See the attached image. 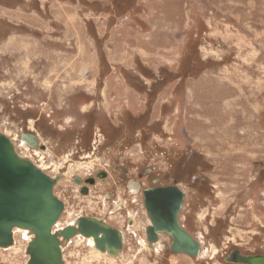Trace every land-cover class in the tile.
I'll return each instance as SVG.
<instances>
[{"label":"rangeland","instance_id":"374dc122","mask_svg":"<svg viewBox=\"0 0 264 264\" xmlns=\"http://www.w3.org/2000/svg\"><path fill=\"white\" fill-rule=\"evenodd\" d=\"M0 132L60 176V226L97 212L128 231L126 210L110 212L117 196L93 209L74 177L111 171L97 197L126 181L120 166L129 177L150 168L197 179L180 222L200 255L159 251L161 241L142 250L130 234L124 256L103 255L76 233L63 264H239L224 260L234 248L264 255V0H0ZM26 240L15 232L0 264H25Z\"/></svg>","mask_w":264,"mask_h":264},{"label":"water","instance_id":"95a60500","mask_svg":"<svg viewBox=\"0 0 264 264\" xmlns=\"http://www.w3.org/2000/svg\"><path fill=\"white\" fill-rule=\"evenodd\" d=\"M20 139L30 147L44 149L37 137L31 133H21ZM57 177L52 178L31 160L19 155L11 139L0 132V247L12 244V228H27L34 233L28 251L31 255L29 264H61L60 251L57 246L58 236L68 239L76 233L89 236L91 218L77 219V228L68 226L60 233H52L51 227L57 221L63 202L54 194L53 186ZM179 192V191H178ZM152 195L168 194L167 189L151 190ZM183 193H171L168 210L159 209L166 217L158 216L152 205L145 201L147 213L155 230L164 231L171 236L170 249L176 253L196 256L199 243L179 225L178 211L181 207ZM100 224V223H99ZM95 224L96 227L102 225ZM104 234V233H103ZM97 241V234L93 235ZM106 239V237L104 238ZM101 243L115 245L110 241ZM226 262L239 264H264V255H243L232 249L224 258Z\"/></svg>","mask_w":264,"mask_h":264},{"label":"flooded vegetation","instance_id":"af4514ba","mask_svg":"<svg viewBox=\"0 0 264 264\" xmlns=\"http://www.w3.org/2000/svg\"><path fill=\"white\" fill-rule=\"evenodd\" d=\"M118 169H119L120 175H121L120 179L123 182H124V179H126V181L123 184H117L116 185V183H115L114 187L116 188V193L113 194V196L108 191L102 192L98 197L95 196V194H97V192L100 193L99 190L104 188L107 183L113 181L114 175L111 173V171L102 170V169L96 170L91 174V176H88V177H83V178L74 177L73 182H75L79 185L78 190H79V193L81 194V196L88 197V194L91 193V207H93V209L100 210L101 208L102 209L106 208L107 204L113 199V197L117 196V198L114 199V202L111 205L113 210L110 212L113 214H115V213L119 214L120 212L126 210L127 214L125 217L126 218L125 219V226H126L125 230H128V231L125 232L122 228H121L122 229L121 230L118 226H116L115 224L110 222L108 219L102 217L101 216L102 213L91 212V215H86V214L80 213L74 219V221L76 223L77 219H79L81 217H90L91 218V229L89 230L90 235L84 236L80 233H77V234L81 235L83 237H89V238L92 237L95 249L97 248L101 252L103 251L102 252L103 255H105L106 253L109 255L115 254L114 252L116 251L117 253L119 252V254L123 253V256H124V250L126 248V243L127 244L130 243V242H127V238H126L128 234H130V236H131V239L129 238L128 240H132L133 242H131V243L139 244L141 246L142 250H144V248L142 247V245L144 243H145L144 245H146L147 249L153 250V247L156 246L157 243L161 241L162 242L161 243L162 248L159 251L162 250L163 252L164 251L167 252V250H168L169 252H167V253H170V254L176 253L170 249L171 236L164 231L155 230V224H153L150 216L147 213L145 201H147L149 204L152 205L151 207L156 211V214L158 216L166 217V213L160 212L159 209H163L164 211L168 210V204L167 203L170 202L172 199L171 193L176 194V193H179L181 191L183 193V196H182L181 207L178 211L177 216H178L179 225L183 228V230H185V228L182 226V224L180 222V212H181V209L184 205V201H185V197H186L185 188L187 187V185L188 186H191V185L196 186L197 179L192 174L186 175V173H181V172L178 174L175 171L162 172L160 174L159 173L156 174L150 168L145 169V172H146L145 174H138L137 176H130L129 177V175H128L129 171H128L127 167L120 166V168H118ZM143 176H146V177L143 178ZM56 177H57V179L55 181V184H56V182L60 176H56ZM52 178H54V176ZM156 188L167 189L168 194H164V195H159V194L158 195H152V194H150L151 190H155ZM57 197L63 202V209H62V211H61V213L57 219V222H58L61 215L67 210L65 209L66 208L65 202L60 198V196H57ZM128 197L134 198L133 200H131V199L130 200L134 201V203L136 204L137 211L133 210V208H132L133 205L131 206V211L128 209V207L130 205L128 202ZM115 205H117V207L114 208ZM112 208H110V210ZM128 213L134 214V220L133 219L132 220L134 221L136 228H134L135 225L134 226L132 225L133 222L128 217ZM55 223L51 227L52 233H56V231H57V230H55V231L52 230ZM95 224H99L102 226L98 228L95 226ZM68 226H75V228H77L78 225L77 224L70 225V222H68V223H65L64 225H61V227H62L61 230H63L64 228H66ZM185 231L187 233H189L187 230H185ZM94 234H97V241L95 240V238L93 236ZM189 234H191V233H189ZM73 236L74 235H72L71 237H73ZM33 237H34V235H33ZM71 237H69L68 239H71ZM105 237H106V239H104ZM59 238H61V240H60L61 242L63 240H67V239H64L62 236H58V239ZM103 239H104V241H110V242L114 243L115 245L110 246L108 244L106 245L104 243H101L100 241ZM140 240H141V242H140ZM26 242H27V245L25 246L26 248H25L24 252H26L27 258H26L25 264H29V262L31 261V255H30V252L28 251V248H29V244L32 242V239L26 240ZM70 243L71 242L66 244L67 246L64 247L63 249L61 248V244L59 243V241L57 243V246H58L59 251H60L61 264H63V260H64L63 256L65 254L66 248H68ZM1 248H3V247H1ZM8 248H9V246H8ZM89 248H90V246H89ZM146 248H145V251L147 250ZM166 248H167V250H165ZM3 249L6 250L7 247H4ZM91 249L94 250L93 248H91ZM105 250H106V252H104ZM200 250H201V246H200V242H199V252H200ZM177 254H185V253H177ZM120 255H122V254H120ZM147 255L153 256L152 254H147ZM189 256H191V255H189ZM64 262H65V260H64Z\"/></svg>","mask_w":264,"mask_h":264},{"label":"bare ground","instance_id":"6f19581e","mask_svg":"<svg viewBox=\"0 0 264 264\" xmlns=\"http://www.w3.org/2000/svg\"><path fill=\"white\" fill-rule=\"evenodd\" d=\"M12 143H13V141H12ZM13 146H14V143H13ZM30 147V146H29ZM14 148H15V146H14ZM15 151H16V149H15ZM17 152V151H16ZM169 201V200H168ZM130 219H131V221L133 222L132 223V225L134 226L135 224H134V219L133 218H131V217H129ZM133 219V220H132ZM75 224H77V223H75V221H73V222H70V225H75ZM131 225V226H132ZM134 228H136V225H135V227ZM62 229V227L60 226V224L56 221V223H55V225H54V227L52 228V230H57L56 232H58V233H60V230ZM53 231V232H54ZM15 232H19L20 233V235H22V237H24L25 239H27V240H31L32 239V237H33V232L32 231H30L29 229H27V228H20V227H14V228H12V236L14 235V233ZM85 236V235H84ZM137 236V235H136ZM83 237V236H82ZM85 240H86V242L88 243V246H90L91 248H93V249H95V246H94V243H93V239H92V237H83ZM138 238V237H137ZM61 240V238H59V243L61 244V248H62V246H65L66 245V243H67V240H63L62 242L60 241ZM139 240V239H138ZM150 240V239H149ZM196 240V239H195ZM153 241V240H152ZM197 241V240H196ZM198 242V241H197ZM199 243V242H198ZM14 244V243H13ZM142 245V244H141ZM11 246V245H10ZM146 246V245H145ZM149 246V245H148ZM102 247V246H101ZM147 251V250H146ZM154 251V250H153ZM104 252H106V250L104 251ZM147 252H149V251H147ZM115 254L114 255H116L117 254V252L115 251L114 252ZM150 253V252H149ZM202 253V251L200 250V253H199V255ZM64 262V261H63Z\"/></svg>","mask_w":264,"mask_h":264}]
</instances>
